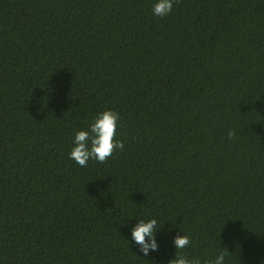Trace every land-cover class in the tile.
<instances>
[{"label": "trees", "instance_id": "trees-1", "mask_svg": "<svg viewBox=\"0 0 264 264\" xmlns=\"http://www.w3.org/2000/svg\"><path fill=\"white\" fill-rule=\"evenodd\" d=\"M154 0H0V264H168L169 14ZM119 114L103 163L76 131ZM232 131L231 137L228 133ZM156 218L157 249L131 239ZM264 264V0H174L170 260Z\"/></svg>", "mask_w": 264, "mask_h": 264}, {"label": "clouds", "instance_id": "clouds-1", "mask_svg": "<svg viewBox=\"0 0 264 264\" xmlns=\"http://www.w3.org/2000/svg\"><path fill=\"white\" fill-rule=\"evenodd\" d=\"M174 0H154L152 14L157 17L167 16L173 8ZM119 114L113 110H104L96 115L88 128L76 131L73 137V146L69 152V158L78 165L84 167L90 159L103 163L109 158L115 149L123 150L121 141L115 140ZM231 137L232 131L228 133ZM158 228L156 218L141 219L131 228V239L139 245V251L147 256L149 251L157 249L155 233ZM190 244L187 235H177L173 238L175 248L174 258L168 264H201L199 259H189L181 251ZM228 252L221 248L214 259L208 264H229Z\"/></svg>", "mask_w": 264, "mask_h": 264}]
</instances>
